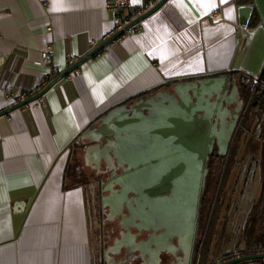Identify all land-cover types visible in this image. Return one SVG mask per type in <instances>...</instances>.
<instances>
[{
	"label": "crops",
	"instance_id": "obj_1",
	"mask_svg": "<svg viewBox=\"0 0 264 264\" xmlns=\"http://www.w3.org/2000/svg\"><path fill=\"white\" fill-rule=\"evenodd\" d=\"M244 6L255 28L239 24ZM114 27L106 0H0V86L16 100L36 93ZM263 69L264 0H168L42 98L0 116V264H124L102 255L85 186L63 188L73 142L138 96L218 74L254 79ZM11 104L0 89V111Z\"/></svg>",
	"mask_w": 264,
	"mask_h": 264
},
{
	"label": "water",
	"instance_id": "obj_2",
	"mask_svg": "<svg viewBox=\"0 0 264 264\" xmlns=\"http://www.w3.org/2000/svg\"><path fill=\"white\" fill-rule=\"evenodd\" d=\"M168 0H158L142 15L125 25L123 29L109 35L88 54L56 74L44 87L0 111V116L9 114L30 102L42 98L55 84L74 72L87 60L97 56L124 32L133 28L158 11ZM251 14V7L239 9V24L245 27ZM226 77L205 78L197 81L193 89L186 85L173 84L168 90L157 92L148 98H139L132 104L121 105L101 116L84 134V139L98 144L94 151L112 154L123 173L114 177L111 185L118 187L109 196L102 198V206L111 213L126 203L129 215L124 219L133 224L138 211L149 210L143 215L149 222H159L163 228L185 227L186 220H193L198 209L199 196L203 192L207 175V162L212 155L216 133L209 132L210 111L200 105L209 100L212 90L221 89ZM191 91V95L189 94ZM183 92L184 96H181ZM176 94L180 101L173 98ZM192 98L197 102L193 103ZM232 134L223 144L219 141L215 155L227 158ZM129 194L139 199H129ZM137 206V207H135ZM123 221V223H124ZM121 226L128 229V225ZM119 244L111 250L115 253ZM264 261V252L235 256L217 264H240Z\"/></svg>",
	"mask_w": 264,
	"mask_h": 264
},
{
	"label": "flooded vegetation",
	"instance_id": "obj_3",
	"mask_svg": "<svg viewBox=\"0 0 264 264\" xmlns=\"http://www.w3.org/2000/svg\"><path fill=\"white\" fill-rule=\"evenodd\" d=\"M213 77H226V82L222 84L221 89L212 90L207 96L209 100H205L200 104L211 113L209 132L215 129L217 133L211 149L212 155L218 152V141L224 144L232 134L230 152L245 106L244 96L240 91V87L243 82L248 85V81L244 79L237 80L229 74L192 78L179 83L186 85L188 89H193L198 85L197 81ZM169 88L173 87L169 86L157 89L153 93H147L141 97L148 98L150 95L153 96L157 92H162ZM180 94L184 96L183 92ZM189 94H192L191 91H189ZM141 97H137L125 105L128 106ZM173 98L179 101L181 99L176 94L173 95ZM192 102L196 103L197 99L192 98ZM84 142L86 144L82 152L84 163L94 172V176L88 182L97 184L99 189L98 215L101 228L100 241L104 249L102 255L117 254L124 264H217L218 262L227 260V258L230 259L229 257H222L221 259L210 258L209 254L202 255V250L198 253L201 242V233L199 232L201 206L199 204L202 192L199 196L198 209L194 219L186 220L184 222L185 227H177L176 229L173 227L165 229L156 220L153 223H147L149 222L147 221L148 217L143 219L145 217L143 213L149 210L148 207H145L143 211H138L137 208L136 218L133 220V224H131V222L126 223L124 221L129 215L126 203L120 209L116 208L113 213L110 212L107 206H102V198L109 196L108 194L111 191L118 189L116 184L110 187L111 180L123 173L126 165L119 167L111 153L108 155H94L91 152L94 151L92 147L97 145L101 148V142L98 144L90 141ZM128 198L139 199V196L137 194H129ZM121 224H127L128 229L123 228ZM115 243H118L119 247L114 250L115 253H112L111 250L114 248ZM197 257L198 260L196 261Z\"/></svg>",
	"mask_w": 264,
	"mask_h": 264
},
{
	"label": "rangeland",
	"instance_id": "obj_4",
	"mask_svg": "<svg viewBox=\"0 0 264 264\" xmlns=\"http://www.w3.org/2000/svg\"><path fill=\"white\" fill-rule=\"evenodd\" d=\"M243 79L255 80L250 75ZM255 85L243 82L240 87L245 106L235 135V152L231 154L225 174L222 171L219 175L208 223L200 239L202 244L198 253L202 250L201 254L206 255L209 249L210 258L221 259L230 253L237 255L241 251H249L264 223V113L254 115L253 109L248 107ZM246 97H249L247 101ZM75 158L82 174L91 179L94 172L86 166L83 157L76 153ZM83 185L88 191L90 209L93 210L94 207L97 224L100 222L98 185L91 182ZM97 227L96 234L97 230L99 232V226ZM253 262L240 264H254Z\"/></svg>",
	"mask_w": 264,
	"mask_h": 264
},
{
	"label": "trees",
	"instance_id": "obj_5",
	"mask_svg": "<svg viewBox=\"0 0 264 264\" xmlns=\"http://www.w3.org/2000/svg\"><path fill=\"white\" fill-rule=\"evenodd\" d=\"M258 25V22L256 20H251L248 24L249 28H255ZM258 83L255 85L253 80H246L248 81V85L252 86L253 84L255 85V89L253 92L252 97L249 100L248 107H251L253 109L254 115H262L264 113V69L260 76L258 77ZM141 97V96H138ZM249 97H246V101L248 100ZM246 116V115H245ZM244 116V118H245ZM243 122V121H242ZM79 139V140H78ZM87 141L82 138V135L75 140L71 146V156L69 158V161L67 163V167L65 170V180H64V189L68 188H73L77 185H83L85 183H88L90 179L86 178L84 174H82V171L79 170L78 168V160L75 158L76 153L80 154L82 157V152L85 149V142ZM237 141V136H235V139L233 141L231 150L229 152V156L227 158L218 156L213 154L212 156L209 157V160L207 162V175L205 177V184H204V189L201 195V200H200V206H201V223H200V233L201 236L203 234L204 228L206 226L207 219L210 216V209H211V203L212 200L214 199V196H216V187H218V178L219 175L222 174L221 172L225 174L227 167L229 166L230 163V157L231 154L234 153L235 151V144ZM84 160V159H83ZM223 174V175H224ZM202 238V237H200ZM204 241V240H203ZM200 242V246H201ZM199 246V247H200ZM256 252H264V223L260 232V235L258 236L255 244L253 245V248H251L249 251H241L242 254L247 255L249 253H256ZM209 249L206 251V255H208ZM241 253L237 255H241ZM237 255H233L232 253L227 254L223 257H235ZM254 264H264V261H254Z\"/></svg>",
	"mask_w": 264,
	"mask_h": 264
},
{
	"label": "built area",
	"instance_id": "obj_6",
	"mask_svg": "<svg viewBox=\"0 0 264 264\" xmlns=\"http://www.w3.org/2000/svg\"><path fill=\"white\" fill-rule=\"evenodd\" d=\"M150 7L147 8H141V7H135L131 4L130 0H106V9L111 12L115 17V27L111 32V35L117 32L120 29H123L125 25L129 24L131 21L142 15L145 11H147ZM210 20L213 23H217L222 20V18L216 14L212 13L209 16ZM131 29L124 32L128 33ZM121 38V37H120ZM41 58L42 61L48 62L52 58V50L50 48H46L41 51ZM71 57L67 56V61L69 64H71ZM50 81L49 78H45L43 82V87ZM258 78H255L254 83H258ZM43 87L41 89H43ZM0 89L3 93V96L6 100L11 101L13 103H17V101L27 97L23 96L21 99L14 97V94L11 91V87L8 83H2L0 86ZM197 264V263H196Z\"/></svg>",
	"mask_w": 264,
	"mask_h": 264
},
{
	"label": "bare ground",
	"instance_id": "obj_7",
	"mask_svg": "<svg viewBox=\"0 0 264 264\" xmlns=\"http://www.w3.org/2000/svg\"><path fill=\"white\" fill-rule=\"evenodd\" d=\"M99 155H105L104 151H101V152L99 153Z\"/></svg>",
	"mask_w": 264,
	"mask_h": 264
},
{
	"label": "snow or ice",
	"instance_id": "obj_8",
	"mask_svg": "<svg viewBox=\"0 0 264 264\" xmlns=\"http://www.w3.org/2000/svg\"><path fill=\"white\" fill-rule=\"evenodd\" d=\"M133 2H136V0H133Z\"/></svg>",
	"mask_w": 264,
	"mask_h": 264
}]
</instances>
